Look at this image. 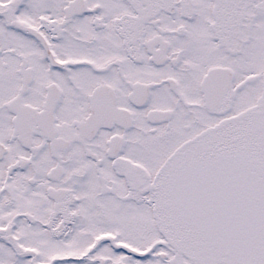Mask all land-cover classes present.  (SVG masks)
Instances as JSON below:
<instances>
[{"label":"snow or ice","instance_id":"1","mask_svg":"<svg viewBox=\"0 0 264 264\" xmlns=\"http://www.w3.org/2000/svg\"><path fill=\"white\" fill-rule=\"evenodd\" d=\"M0 264H264V0H0Z\"/></svg>","mask_w":264,"mask_h":264}]
</instances>
